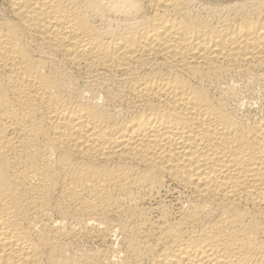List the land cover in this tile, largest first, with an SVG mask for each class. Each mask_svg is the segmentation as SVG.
<instances>
[{
  "label": "bare ground",
  "instance_id": "obj_1",
  "mask_svg": "<svg viewBox=\"0 0 264 264\" xmlns=\"http://www.w3.org/2000/svg\"><path fill=\"white\" fill-rule=\"evenodd\" d=\"M3 2L0 264H264V0Z\"/></svg>",
  "mask_w": 264,
  "mask_h": 264
},
{
  "label": "rangeland",
  "instance_id": "obj_2",
  "mask_svg": "<svg viewBox=\"0 0 264 264\" xmlns=\"http://www.w3.org/2000/svg\"><path fill=\"white\" fill-rule=\"evenodd\" d=\"M3 0H0V13H2L1 11H3ZM259 85H255L253 88H254V90H252L253 88H250V90L249 91H251L250 93H249V91H245V96H246V99L248 100H246L245 99V103L246 104H251V103H254V104H252L250 107H252L253 105H255V107L258 105V104H260V103H262L263 101H264V87H262L261 85L258 87ZM259 90V91H258ZM256 92V93H255ZM247 94V95H246ZM253 95V96H252ZM255 95V96H254ZM258 96V97H257ZM248 97V98H247ZM250 97V98H249ZM247 101V102H246ZM252 101V102H251ZM257 101H258V103H257ZM261 101V102H260ZM256 102V103H255ZM263 104H264V102H263ZM248 105V106H249ZM255 107H253V108H255Z\"/></svg>",
  "mask_w": 264,
  "mask_h": 264
}]
</instances>
